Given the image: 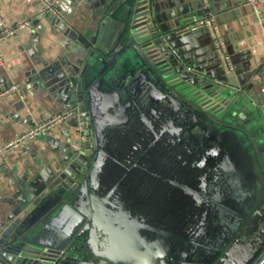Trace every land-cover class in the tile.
<instances>
[{
  "label": "water",
  "instance_id": "1",
  "mask_svg": "<svg viewBox=\"0 0 264 264\" xmlns=\"http://www.w3.org/2000/svg\"><path fill=\"white\" fill-rule=\"evenodd\" d=\"M101 2L81 64L35 75L76 136L25 174L0 264H264V108L185 76L152 0Z\"/></svg>",
  "mask_w": 264,
  "mask_h": 264
},
{
  "label": "crops",
  "instance_id": "2",
  "mask_svg": "<svg viewBox=\"0 0 264 264\" xmlns=\"http://www.w3.org/2000/svg\"><path fill=\"white\" fill-rule=\"evenodd\" d=\"M101 1L105 0H58L60 14L56 17L41 15L39 0H0V10L9 23L32 22V29L22 30L0 44V94L19 86L18 93L0 99V147L36 124L70 111L67 98L38 87L35 75L47 66L65 69L69 64H81L86 55L82 42L101 37L100 31L104 32L102 37L106 36ZM208 1L206 11L197 0H152L158 32L181 52L178 55L172 49L180 58L176 57L185 76L215 80L225 88L240 91L253 107L264 108V78L257 67L263 54L262 33L251 6L247 0ZM208 13L215 18L231 68L210 27L178 32L191 17ZM75 124L70 117L52 131L12 148L0 160V217L17 205L14 200L25 174H32L52 157L65 155L68 141L76 136Z\"/></svg>",
  "mask_w": 264,
  "mask_h": 264
},
{
  "label": "built area",
  "instance_id": "3",
  "mask_svg": "<svg viewBox=\"0 0 264 264\" xmlns=\"http://www.w3.org/2000/svg\"><path fill=\"white\" fill-rule=\"evenodd\" d=\"M39 1H41L42 4L41 15L59 16L60 11L57 7L58 0H39ZM197 1L202 5L203 9H205L206 11L209 10L210 4L208 0H197ZM247 3L251 6L262 33L263 54L258 60L257 67L260 77L264 78V0H247ZM205 27H210L211 30L214 32L215 41L219 49L222 51V55L225 59V62L227 63L228 67L231 68L229 57L227 56L224 50L223 41L219 34V28L216 25L215 18L212 14L208 13L205 16L195 15L191 17L190 23L187 26L181 28L178 32H186L191 29H201ZM25 29H32V22L30 20L18 21L16 23H9L4 18L0 10V44L4 43L7 39L14 38L19 32ZM172 52L176 55V52L174 50H172ZM176 57L180 59L179 56L176 55ZM2 62H3V55L0 50V64H2ZM188 71L191 72L192 71L191 68L188 67ZM18 92H19V86L14 85L4 93L0 94V99L8 94L18 93ZM70 117H72V113L71 111H68L63 114L53 116L42 123H38L32 129L19 134L12 142L0 147V160L2 158H5L8 151H10L12 148L24 145L28 141L33 140L42 134L52 131ZM82 130L83 127L82 125H80V130L78 134L81 140L84 138L82 135Z\"/></svg>",
  "mask_w": 264,
  "mask_h": 264
}]
</instances>
